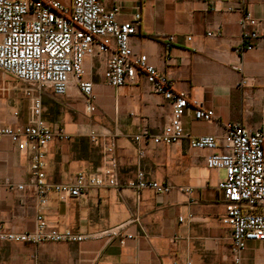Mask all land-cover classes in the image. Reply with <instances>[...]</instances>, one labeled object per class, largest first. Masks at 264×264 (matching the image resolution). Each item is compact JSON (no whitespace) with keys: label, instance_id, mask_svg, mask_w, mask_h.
<instances>
[{"label":"crops","instance_id":"1","mask_svg":"<svg viewBox=\"0 0 264 264\" xmlns=\"http://www.w3.org/2000/svg\"><path fill=\"white\" fill-rule=\"evenodd\" d=\"M101 2L106 8L120 6L119 21L140 13L138 33L130 39L132 50L146 54L177 90L212 109L214 117L205 121L188 109L182 116L187 136L171 144L133 141V135L143 129L151 134L160 131L170 113L169 102L143 81L108 85L103 79L101 57L84 63L85 78L92 81V111L85 108L84 96L75 85L62 96L43 87L42 118L49 127H61L70 135L68 140L55 139L47 144L46 181L67 183L79 170L99 169L106 157L103 147L112 139L117 185L93 187L78 198L60 199L51 193L46 204L39 206L29 154L4 137L0 141V225L15 232H31L35 216L41 212L49 224L78 233H96L126 222L124 233L131 237L100 236L35 245L0 242V264H232L230 233L220 220L224 206L217 188L224 172L207 168L204 157L208 151L192 147L189 140L221 135L227 122H239L249 129L261 126L264 39L256 41L253 49L238 51L240 0ZM246 9L264 26V0H246ZM208 31L220 34L208 36ZM169 35L174 40L165 49ZM94 61L101 72L93 80L88 71ZM27 88V83L0 70V126L26 123L30 104ZM46 89L52 95L44 92ZM73 108L79 111L71 116ZM90 130L98 134L97 141L89 139ZM141 148L145 150L143 156L138 154ZM138 169L150 179L168 182L171 188L163 193L136 191L128 183ZM5 177L13 184H23V189L7 190ZM183 187H189L190 193L182 191ZM240 264H264V241H248Z\"/></svg>","mask_w":264,"mask_h":264},{"label":"built area","instance_id":"2","mask_svg":"<svg viewBox=\"0 0 264 264\" xmlns=\"http://www.w3.org/2000/svg\"><path fill=\"white\" fill-rule=\"evenodd\" d=\"M229 10L231 7L228 8ZM241 45L238 51L250 50L256 41L264 39V26L246 9V0H240ZM118 4L106 8L101 0H0V70L28 84L30 96L28 118L25 124L0 126V141L7 137L18 150L30 156V173L35 197L39 206L48 201L51 193L60 199L83 197L93 187L116 186L117 168L112 155L115 143L110 139L103 147L104 164L93 172L79 170L67 183H49L45 179V149L55 139L68 140L63 128H51L42 118L40 91L50 87L53 94H66L75 85L84 96L85 108L93 109L92 81L85 78L86 59L103 58L102 75L112 86L145 82L150 90L169 102L170 113L157 134L146 129L133 135L135 142L171 144L187 136L182 126V116L192 109L196 118L211 121L212 109L205 108L184 91L177 90L172 80L153 65L146 54L132 50L130 39L137 35L140 13L130 20L119 21ZM219 31L206 35L217 36ZM174 40L166 38L168 49ZM32 94V95H31ZM262 123L249 129L239 122H227L221 135L192 137L189 143L197 149H206L207 168L221 169L224 177L217 188L222 193L224 214L221 222L230 233L229 251L232 264H240L248 241H264V106ZM89 139L97 141L98 134L89 131ZM145 150H138L143 156ZM9 191L23 189V184H13L9 177L3 179ZM128 185L136 191L151 189L163 193L171 188L168 182L148 178L142 169ZM190 193L189 187L181 189ZM178 220H182L179 218ZM126 222L96 233H78L49 224L41 212L35 216L31 232H15L0 225V242L39 244L43 242H78L92 237H131L125 234Z\"/></svg>","mask_w":264,"mask_h":264},{"label":"rangeland","instance_id":"3","mask_svg":"<svg viewBox=\"0 0 264 264\" xmlns=\"http://www.w3.org/2000/svg\"><path fill=\"white\" fill-rule=\"evenodd\" d=\"M100 72H101V67H100V65L99 64H97V62H95L94 61V63L93 64H91V68H90V70L88 71V74L92 77V79L94 80V79H96V78H98L99 77V74H100ZM44 92H49L50 94H51V92L49 91V90H44ZM52 95V94H51ZM55 98H58V97H56V96H54ZM53 101V103H56L54 100H52ZM81 109H82V106H81ZM73 111H75L76 113H78V111H79V108H73V109H71V112L69 113V115H71L72 116V114L74 115V113H73ZM86 116V115H85ZM88 116H86V118H87ZM90 117H91V114H90ZM90 117H88V118H90ZM68 120H74V118H72V117H69V119Z\"/></svg>","mask_w":264,"mask_h":264}]
</instances>
